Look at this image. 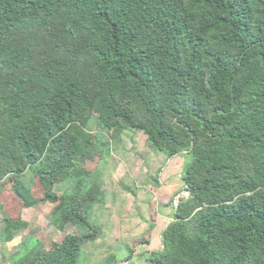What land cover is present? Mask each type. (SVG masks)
Segmentation results:
<instances>
[{
    "label": "trees",
    "instance_id": "16d2710c",
    "mask_svg": "<svg viewBox=\"0 0 264 264\" xmlns=\"http://www.w3.org/2000/svg\"><path fill=\"white\" fill-rule=\"evenodd\" d=\"M91 123L188 158L149 264H264V0H0V185L54 205L61 234L9 264H80L99 236ZM19 222L3 220L8 241Z\"/></svg>",
    "mask_w": 264,
    "mask_h": 264
},
{
    "label": "crops",
    "instance_id": "0c3cea01",
    "mask_svg": "<svg viewBox=\"0 0 264 264\" xmlns=\"http://www.w3.org/2000/svg\"><path fill=\"white\" fill-rule=\"evenodd\" d=\"M146 145L149 146L147 141ZM146 150L143 158H150L151 163L159 164H152L153 171L145 174L141 172L142 169H137L139 182L126 189L128 197L124 202H118L114 194L108 201L107 185L104 197L99 202L87 205L86 211L90 207V222L101 230L97 239L82 246L89 264L94 260H102L103 263L113 261L111 254L106 257L105 250L100 249L107 245L126 247L120 256L121 264H149L146 261L148 253L162 248V233L172 221L174 197L176 194L179 198L186 195L182 178L184 163L179 156L166 158L150 146ZM110 153V149L106 150V155ZM134 166L139 165L136 163ZM138 237L140 239H136ZM134 243L137 244L133 246ZM142 247H146L143 252L140 250ZM134 256H141V259H134ZM115 262L111 264L119 263L117 259Z\"/></svg>",
    "mask_w": 264,
    "mask_h": 264
},
{
    "label": "rangeland",
    "instance_id": "374dc122",
    "mask_svg": "<svg viewBox=\"0 0 264 264\" xmlns=\"http://www.w3.org/2000/svg\"><path fill=\"white\" fill-rule=\"evenodd\" d=\"M89 130L97 135L98 141L103 146V149H110L111 153L110 155H106L105 153L102 159H99L98 154H95L84 164L83 169L92 172L96 170L99 182L103 183L104 186L108 185V192L110 195L108 201H111V195L114 194L118 202H124L127 196L126 189H131L139 182L137 169H142L141 172L143 174L147 171L150 172V170L151 172L153 171V167H151L153 163L149 160L150 158H143L146 156H144L147 152L146 149L149 148V146L146 145V138L140 132H124L120 135L119 139H114L111 135L105 134L94 123L90 124ZM136 155L138 156L137 160L135 159ZM179 157L183 163L188 160L185 156ZM134 160L137 165H139L138 167L134 166V164H136ZM158 164L154 163L153 165L157 166ZM17 183V187L19 186V188L22 189L27 188L24 194L27 199L25 203L32 202L33 197L37 198L38 194L41 192L40 189L42 187L34 183L28 175ZM70 185H74V183ZM13 193L11 183L0 185V264H9L10 257L22 249V242L25 239H31L35 236H46L51 238L54 242H59L61 239V234L58 233L53 226V221L55 219L54 205L41 203L32 206H24V203L15 198ZM175 196L174 199L177 201L178 194ZM87 215L91 217L90 207L87 210ZM5 218L19 220L21 225L20 228L12 231L13 237L10 241H8V235L4 232L5 226L3 220ZM94 223L97 224V222ZM136 239H140V237ZM124 248L126 247L114 245L101 247L100 249L105 250L106 257H109L110 254L112 255L113 261L103 263L102 260H94L91 264H111L115 262L116 259L119 261L117 264H121L120 256ZM140 250L143 252L146 250V247H142ZM83 251L85 252L82 248L80 264H89L87 262L88 258ZM135 258L137 257L134 256V259ZM137 259H141V256Z\"/></svg>",
    "mask_w": 264,
    "mask_h": 264
},
{
    "label": "built area",
    "instance_id": "2783aa9c",
    "mask_svg": "<svg viewBox=\"0 0 264 264\" xmlns=\"http://www.w3.org/2000/svg\"><path fill=\"white\" fill-rule=\"evenodd\" d=\"M178 199H179V197L177 198V201H174V205H176V203L178 202Z\"/></svg>",
    "mask_w": 264,
    "mask_h": 264
}]
</instances>
